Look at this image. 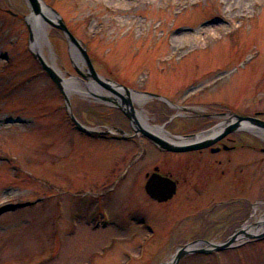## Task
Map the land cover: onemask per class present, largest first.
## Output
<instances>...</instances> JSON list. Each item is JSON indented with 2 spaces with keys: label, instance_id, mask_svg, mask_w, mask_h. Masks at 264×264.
<instances>
[{
  "label": "rangeland",
  "instance_id": "rangeland-1",
  "mask_svg": "<svg viewBox=\"0 0 264 264\" xmlns=\"http://www.w3.org/2000/svg\"><path fill=\"white\" fill-rule=\"evenodd\" d=\"M44 1L57 9L70 30L83 41L100 75L133 87L162 89L169 102L159 104L148 100L144 105L152 125H164L172 134H184L194 125L195 120L188 118L193 112L215 108L219 102L249 112L264 111V0ZM31 12L28 0H0V264L94 261L85 247L92 248L95 241L85 242L83 250L78 244L81 239H92L95 235L77 220L86 218L92 205L105 209L113 218L126 214L124 209L129 205L124 203L123 190L109 195L106 192L116 172L105 163L113 158L117 145L105 143L101 148L85 151L84 136L76 130L70 131L62 91L43 68L31 45L28 20ZM71 48L64 31L48 22L47 56L65 78L76 75L88 82L76 71ZM85 81L82 84L90 92ZM102 88L98 91L115 95ZM70 98L79 118L122 121L108 106L113 105L109 101L78 92H71ZM182 105L189 108L177 109ZM163 106L168 111L166 116L157 113ZM99 111L105 114L104 118L99 117ZM71 139L79 154L85 151L79 163L89 161L98 166L94 172L80 166L76 174L69 175V158H76L71 143L67 142ZM148 151L152 157L158 156L155 148ZM92 172L98 174L95 179ZM70 177L74 178V189L80 188L78 194L87 192L86 187L82 190L79 185L83 183L89 188L98 183L101 186L98 190L107 194L93 202L89 199L95 197L94 193L88 195L91 198L72 197L67 190L72 185ZM128 178L125 183L130 184L129 196H132L133 179ZM260 184L259 193L252 195L250 187L249 200L240 202L242 207L234 216L238 224L243 219L245 224L254 223L264 212V180ZM237 194L240 196L236 193L234 197ZM134 199L132 208L144 209L147 205L144 202L141 207L139 196H133ZM259 199L263 200L258 202ZM170 205L166 212L171 210ZM239 206L233 205V209L238 211ZM151 211L150 216L156 221L166 215L155 204ZM76 215L80 216L75 219L76 235L69 238V217ZM99 232L96 239L105 236L104 243L109 233L117 229L112 224ZM64 239L67 246L62 245ZM137 239L136 244L142 241L148 247V255L142 259L136 251L135 264H164L175 259L182 245L197 241L202 243L196 246L199 248L208 241L174 239L169 235L154 237L146 244L144 239ZM74 243L77 245L73 247ZM119 246L130 247L126 243ZM177 264H264V237H247L233 247L218 251L185 253Z\"/></svg>",
  "mask_w": 264,
  "mask_h": 264
},
{
  "label": "flooded vegetation",
  "instance_id": "flooded-vegetation-1",
  "mask_svg": "<svg viewBox=\"0 0 264 264\" xmlns=\"http://www.w3.org/2000/svg\"><path fill=\"white\" fill-rule=\"evenodd\" d=\"M127 86L140 93L139 95L142 92H154L164 95L161 88L147 89L144 87ZM117 99L120 103L123 102L122 98L118 97ZM148 100L156 101V103L159 102V104H165L166 100L161 97H152L146 100L133 99L135 115L140 125L152 130L148 125L151 124L147 114L148 109L144 107ZM108 106L122 117V121H101V119L100 121H90L79 118L73 110L83 125L93 128V130H87L75 123L71 113L67 109L65 120L70 124V131L76 130L84 136L85 151H88L89 148H101L105 143L117 145L113 158L108 164L105 163L108 168H112L116 172L113 175V179L109 181L110 186L106 190V192L109 191L108 195L111 192L117 193L123 190L125 193L124 203L131 206V208L136 200H133V196H139L142 199L139 201L142 205L141 207L144 206V202L147 205L144 206V209L132 208L131 213L133 215L131 218L128 217L131 210L129 206L124 209L126 211L125 215L113 218L105 209L99 208L97 205H92L90 214L86 215V218L81 217L83 220L80 219L77 221H80L79 224L82 226L86 225L91 233L95 235L93 236L95 238L92 239L89 237L81 239V244L78 242V245L83 247L85 242L91 244L95 241L92 248L85 247V251H88L92 255L94 261H77L74 264H135L133 263L135 260H133V255H135L136 251L140 252L139 256L142 259L148 255V247L144 246L142 241L136 244V241L139 240L137 238L144 239L146 244L147 241L154 237H164L167 235H169V238L174 239L226 240L242 229L244 230L241 232L243 235L254 234L245 228L247 223L245 224L244 219L238 224L237 221H234V216L235 214H239V210L242 207L240 202L243 203L249 200L248 189L250 187L253 189L251 192L252 195L259 193V185L264 180V136L262 134V130L264 129L251 128L247 125L251 123V125L255 124L253 120H240L238 116L253 117L259 123L264 121L263 110L249 112L244 109H235L227 103L219 102L215 108L193 112L188 118L195 120L194 125L191 127V130L184 131V134L208 129L224 121L226 123H233L240 120L239 126L236 130L220 138L210 146L185 151H171L158 145L154 139L143 133L140 126L120 107L114 104H108ZM181 108L188 109L189 107L185 105L177 107V109ZM140 111L146 114L145 121L139 115ZM99 112V117L104 118L105 114L101 111ZM157 113L161 116H166L168 111L163 106ZM177 115L180 114H175L174 116ZM168 121H165V123L167 124ZM108 129H112V132H104ZM67 142L71 143L70 147L74 151L73 155H76L75 159H73L74 156L73 158H69V175L72 176L74 172L76 174L75 170L80 166L81 168L82 166H87L90 169V173L91 171L94 172L98 166H95L89 161L87 163L86 161L79 163L85 157V153H83L85 151L83 150L79 154V148L77 146L74 147V139L68 140ZM146 146L155 148L158 151V156L152 157L148 151L150 147L147 149ZM118 148L120 151L117 152ZM170 154L176 155L177 157H173L172 159V157H169ZM80 155L83 157L78 160ZM93 172L92 179H95L98 174ZM154 173L171 177L176 182V190L171 198L159 200L148 193L146 185ZM127 177H129L128 179H133L134 194L132 196H129L130 189L128 186L130 184L125 183ZM70 179H72V185L67 190L72 194V197L76 195L79 199L83 195L84 198H88V195L94 193L93 196L95 197H89L91 198L89 200L93 202L96 198L101 199V197H105L107 194L102 190H98L101 187H99L98 183H94V186L90 188L87 184L83 183L84 186L83 184H79L82 190L86 187L87 192L78 194L77 192L80 188L77 187V189H74V178L70 177ZM92 188L95 191L91 190ZM236 193H239L242 199L239 200L241 197L238 194L234 197ZM261 200L263 199L257 201L260 202ZM130 202L132 203L129 204ZM170 203H172V208L169 212H166L167 208L171 206ZM154 204L161 207V210L166 214L165 216L162 215L163 218L160 221L159 219L156 221L150 216ZM233 205L239 206L238 211L233 209ZM225 214H229V216L227 215V217ZM78 218L80 216L77 215L69 217L70 235H67L69 238L76 235L75 226L77 223L75 219ZM112 224L116 226L117 232H110L109 239L104 243L102 242L105 236H103L104 238L101 237L102 239H96L100 235L99 230H105L110 225L112 226ZM218 229L221 231H218ZM121 243L129 244L130 247H118ZM64 244L67 246L65 239L62 245L64 246ZM76 245L75 243L72 244L73 247ZM81 247L76 248L80 250ZM119 256H123V259L119 258Z\"/></svg>",
  "mask_w": 264,
  "mask_h": 264
},
{
  "label": "water",
  "instance_id": "water-1",
  "mask_svg": "<svg viewBox=\"0 0 264 264\" xmlns=\"http://www.w3.org/2000/svg\"><path fill=\"white\" fill-rule=\"evenodd\" d=\"M28 1L32 9L31 14H34V15L41 14L42 16H44L51 25L56 26L64 31V33L66 34L70 42L71 47L75 45L79 49L84 65H87V67H85V70H83L75 62V60H74V65H75L76 71L83 77L87 78L88 82L76 75H73L72 77L74 79L79 78L82 81H85L86 85L88 86L90 90V94H93L107 102L108 101L111 102V104H114L120 107L126 114H128L132 118V120L135 121V123L138 126H140L141 131L145 133L147 136H149L150 138L154 139V141L158 145L163 146L164 148L168 150H172V151H185V150H192V149H198V148L210 146L214 144L220 138L236 130L239 126L240 120L251 119L254 121L255 124L251 125L252 124L251 123L250 125H247V126L254 128V129H258V128L264 129V121L257 123L256 121L257 119L253 117H242V116L237 115L239 117L238 119H240L239 121H236L233 123H229V122L226 123V121H224L208 130H204L198 133L185 134V135H173L170 132L166 131L167 134L171 135L173 138H177V139L190 138L191 139L188 141L176 142V141L170 140V138H167L166 136L160 135L152 130L142 127L139 123L137 116L135 115V106L133 104V98H132V94L134 93V91L128 86L121 84V83H117L114 80L105 78L98 73V71L96 70L90 58V55L87 51L85 44L83 43L81 39H79L70 30L65 19L60 15L57 9L48 5L44 0H28ZM41 2H43L52 11L53 15H55L56 17V20L50 17H47L45 15ZM29 27H30V32H31L30 38L32 41L33 31H32V26L30 23H29ZM33 51H34L35 56L37 57L41 65L43 66V68L50 75V77L56 83V85L60 88V90L63 92L67 107L73 119L75 120V122L84 129L93 130V128L83 125L74 115L72 107H71V98H70L71 92L68 90L67 85H66L67 78L62 76L51 64H49L47 60L40 53L36 52L35 50ZM73 78H68V79H73ZM102 87L107 88L108 90L113 92L115 95H107L105 93L99 92L98 90L100 91L103 90ZM120 89L124 90L125 93L121 92ZM143 95L145 97L159 96L158 94H155V93H144ZM118 97L123 99L122 103L118 101L117 99ZM216 128H219V129L216 130ZM104 132L110 133L112 132V129H108ZM202 133H207V134L200 137L199 135ZM146 187H147V191L149 192V194L152 195L153 197L159 200H167L171 198L173 194L175 193L176 182L170 177L162 176L158 173H154L149 179V181L147 182ZM242 231L244 230L242 229L240 232L235 233L229 239L222 241V242H212L209 240L205 241L204 243H206V246L204 247L197 248L196 247V244H198L197 241L190 242L178 250L175 256V259H174V264H177L178 259L185 253L195 252V251L207 252V251L221 250V249H225L228 247H232L236 244L239 238V235L241 234ZM250 236L252 237L253 235H250ZM255 236L257 238L263 237L264 232L260 233L259 235H255Z\"/></svg>",
  "mask_w": 264,
  "mask_h": 264
},
{
  "label": "bare ground",
  "instance_id": "bare-ground-1",
  "mask_svg": "<svg viewBox=\"0 0 264 264\" xmlns=\"http://www.w3.org/2000/svg\"><path fill=\"white\" fill-rule=\"evenodd\" d=\"M43 11L45 13V15L47 17H50L52 19H55V15H53L52 11L43 3L41 2ZM28 20L29 23L32 26V31H33V39L31 41V45L33 50H35L36 52L40 53L49 64H51L62 76H64L63 72L59 69V67L55 64L54 60L49 58L47 56V53L45 51V46L47 45V35H48V21L46 20V18L44 16H42L41 14L38 15H34L31 14L28 16ZM72 51V55L73 58L75 60V62L81 67L84 68V62L83 59L80 55L79 49L73 45L71 48ZM66 85L67 88L70 92H78V93H83L85 95H87V93H90L88 90H85V87L82 84V81H79L77 79H66ZM94 89V88H93ZM96 90V89H95ZM132 98L134 100H140V99H144L146 100L148 97H145L143 95H139L136 93L132 94ZM139 115H141V117L144 119V121L146 120V114L143 111L139 112ZM147 123V122H146ZM148 124V123H147ZM150 126V128L163 136H166L167 138H170V140L172 141H176V142H183L186 139H175V138H171L170 135H168L166 133V131L164 130V127L162 125L159 124H148ZM222 125V124H221ZM219 128H216V130ZM207 133H202L199 136H204ZM262 134L264 136V131H262ZM259 207V205H257L255 207V214H257V208ZM245 228H247L248 231H251L253 233H260V232H264V212L262 213L261 217L254 223H247ZM245 237L244 236H240L237 240V242H241L244 241ZM204 243V242H203ZM202 243H198L197 245H201ZM206 244V243H205ZM174 261H169L166 262L164 264H173Z\"/></svg>",
  "mask_w": 264,
  "mask_h": 264
}]
</instances>
